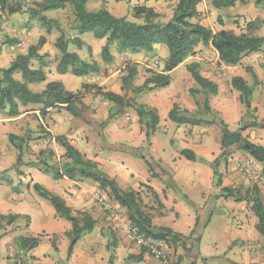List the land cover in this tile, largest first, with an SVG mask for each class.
Wrapping results in <instances>:
<instances>
[{"label":"crops","instance_id":"0c3cea01","mask_svg":"<svg viewBox=\"0 0 264 264\" xmlns=\"http://www.w3.org/2000/svg\"><path fill=\"white\" fill-rule=\"evenodd\" d=\"M96 1L99 0H89V3L93 5ZM100 1L107 3V0ZM202 3L197 7L199 17L191 20V22L198 23L208 28V26L205 25L201 19ZM24 6L19 7L16 5L13 7L10 5L11 9L20 10L18 13L11 15H8L6 10L2 12L0 9V70L7 69L17 56L26 55L28 49L32 46H36L38 39L40 37H44L45 44L39 48L37 52L40 58L38 61H32L29 67L35 70L40 69L45 76V82L29 84L27 86L28 89L34 93H41L45 89L47 83L60 82L64 85L67 91L73 94L80 92V86L87 78H78L79 86L75 87L76 84H74L66 74H59L57 72L56 67L59 60V53L54 47L55 38L52 34H47L44 27L43 29L42 27L37 29L35 23L30 21L31 19H29V14L25 13L26 9ZM218 11L219 10H215L217 14ZM52 12L54 11L45 12L43 15L49 18L50 13ZM210 29L214 33L221 30L228 31L226 27L223 26L219 28L215 27V29L211 27ZM36 30H38V32ZM35 33L36 38L34 37ZM82 36H79V39L83 42L82 49L78 50L76 48V50H68L69 52L76 53L79 57L80 53L84 52V42H86L87 39H90L92 42L88 44L90 46L94 45V47L99 46V48H101L105 43L104 40H97L99 43L94 44L90 37ZM7 41H12V43ZM201 48L204 47L202 46ZM206 48H209L213 52L214 64H219L234 73L237 66L227 67L222 63H219L217 53L210 46H207ZM159 51H161L160 57L164 61L167 54L165 55L162 45H157L154 53L151 55H156ZM199 55L200 56L188 58L176 69L167 73L170 81L177 79L179 76V74H177L179 68L184 66V64L189 62V60H193V62L199 64L200 68L203 67L206 70H210L213 63H211L202 54ZM141 56H145L143 51L137 54H124L120 58H126V60L130 59L131 62L137 64ZM260 57L262 60H260L259 63L261 61L264 63V54L262 55L260 52L245 56L240 62L241 64L244 60V62L248 64V71L253 73V79L259 76V65L257 59ZM80 58L82 60H90L85 56ZM94 61L99 65L102 64V59L94 58ZM128 64L129 63H126L124 66ZM124 66L122 68H124ZM173 74L174 77L172 78ZM201 75L210 82L214 83L216 86L220 82L217 78L211 76L210 72L208 73L205 71V73H201ZM234 77H241L244 81H246L248 86L252 87L254 90L253 86L256 84L254 81L255 79L251 82L243 75H234L229 78V85L231 83V79ZM13 79L18 82H22L20 73L14 74ZM107 82H109V85L112 84L111 81ZM194 84L196 85L193 81L191 89L200 90L199 87H194ZM217 89V93H219L220 87H217ZM230 89L233 91V94L238 93L231 88V85ZM114 94L117 93L115 92ZM83 97L84 95L80 98L82 106L75 104L78 107L74 105L75 108L73 107V110L80 107L82 109V112L79 113L80 115L84 112L90 114L91 109L97 110V114L94 115V124L92 122H83L80 118H74L66 111L65 108L49 109L47 110L45 117L40 116V107L38 105H28L26 107L19 105V115L12 118L7 116L8 109L0 110V141L4 147V151L0 155V216L11 215L18 217V219L10 225L7 224V221L0 225V244L4 245L7 253V256H5L3 261H0V264L166 263L165 261L163 262L155 259L145 247L138 245L135 241H130L123 235L121 230H119L115 223L111 221L108 214L104 213L98 205V197L100 196L101 199L112 203L118 213L120 211L123 212L124 217L122 216V218L124 221L128 222L126 210L110 201L104 193L98 190L96 184L88 180L70 181L66 177L60 180H54L52 172H50L41 163L42 161L43 163L47 162L44 160L49 151L54 154L50 157L51 161H49L53 164H46L47 166L50 167L52 165H58V163L62 161L61 157L64 155V150L55 143L54 138L56 136H64L71 146L81 153H84L88 159L97 163L103 173L112 179H116L122 189H125L126 191L133 190L140 192L145 206L150 208L153 206L156 208L152 197L146 193L144 187L151 188L157 195L162 207H164L161 214L157 215L153 209H148L149 214L151 213L150 216L152 224L155 226L169 228L176 232L174 230V225L181 220L180 214L177 211L181 203L176 200L177 197L171 192V190H169L171 185L165 186L167 184L164 182L165 180L170 181L172 186H182L189 189L193 185L192 183H194V179H198L199 185L206 190L207 194L213 190L212 184L214 176L212 168L209 165L187 161L180 155V151H192L198 158L204 159L208 163H212L221 153V135L218 139V129L206 125L178 126L170 122L167 118L169 111L174 106H178L180 109L187 110L191 113L195 112L197 110V106L193 98L185 99V101L181 104L176 102L175 99H173L172 102L166 100L160 103L153 100L152 103H150V107L156 110L159 122L156 127V132L151 137L149 153L153 155L152 157L159 167L161 166L162 170L164 168L163 173L159 170L161 168L156 171L154 170L156 175L161 176L160 180L162 181H160L158 178L151 177L144 161H140L131 156H124L111 152L120 150V147L117 148L115 144L121 145V143L127 144L131 147H144L146 140L144 132L138 123L137 114L133 113L130 118L126 117V122H120L119 127H115L112 125V121L108 120V110L112 109V103L107 101L103 103L108 110L105 108L103 109L100 105L95 109V102L89 97ZM159 106L162 108L160 109ZM211 109L222 115V109H213V107H211ZM162 115L164 117L163 121L168 122L167 124L169 125L171 131H167L166 129L162 130L164 132L160 131L159 125L162 123ZM127 122H129V124ZM100 124H103L101 131L100 128L97 127V125ZM92 130H97L99 133L102 132L104 134L103 136L107 141L105 146L91 137L89 133ZM188 130L194 134L189 135ZM160 132L169 134V142L166 145V149L164 150L163 148L164 152L161 153L159 152L160 145L159 139L157 138V135ZM200 133L207 134L205 138L208 141H203V137ZM25 135L29 136L30 141H32L29 142L32 147L28 148L26 152L29 160L26 161L23 159L24 165L16 168V152L14 154L12 151L13 148L9 143L8 137H23ZM209 135L210 138L208 139ZM84 140L88 142V144L90 143L94 145L92 148L93 150H88L81 145ZM197 142H200V144L194 145V143L196 144ZM252 143L257 145L256 142ZM109 144L111 147L108 146ZM177 144L180 146L178 147ZM259 145L262 146L261 144ZM107 146L109 148H107ZM165 151L168 153L166 154ZM219 172L221 173V171ZM251 179L252 178L248 180ZM34 184L41 186L51 194L64 200L66 206L70 208L73 216L79 218L87 216L95 223L93 230L76 242L71 255L66 260H64L60 254H58L57 257L55 253L61 252V244L64 245L66 240L69 242L68 233L71 231V224L64 218L57 215L53 206L33 190L32 187ZM141 185L144 187H140ZM222 185L223 187H226L225 184ZM143 191L144 193H142ZM169 207L176 209L175 217L169 213ZM190 223L191 225H186L188 228L187 231L189 232H191L195 226L196 220L195 222ZM241 224L242 227L239 226ZM244 224L245 222L242 220L239 221L237 226L238 229L241 228V230L236 228V231L234 232H232L230 227H228L226 229V236L224 237L223 253H226L225 258L237 264H239L242 259H245V255L251 256L254 254L255 250H257L256 247L250 243V245H248V249L242 253L241 248L237 245L239 240L243 241L246 238V235L244 234L245 230L243 231V227L245 226ZM176 233L186 236L185 232ZM20 236L26 238L40 237L38 248L16 255L15 253L18 247L14 242V238ZM235 242L236 245L229 250L228 246L230 243ZM151 243H153L154 246H158L161 251L163 250V248H161V244L155 242Z\"/></svg>","mask_w":264,"mask_h":264},{"label":"trees","instance_id":"16d2710c","mask_svg":"<svg viewBox=\"0 0 264 264\" xmlns=\"http://www.w3.org/2000/svg\"><path fill=\"white\" fill-rule=\"evenodd\" d=\"M112 1L130 4L132 0ZM143 1L149 2L150 0ZM249 1H253L256 5L264 6V0H213L212 5L216 10H221L232 8L236 2L246 5ZM88 2L89 0H44L43 3L37 5L38 11H29V18L38 20L46 29L47 34H50L54 29L58 32L59 36L54 44L55 49L59 53L56 67L57 72L59 74H70L78 78L88 77L99 71L96 62L82 60L76 53L68 51L70 43L78 50L82 49L83 42L79 39V36L84 34L90 33L94 39L105 41L100 56L102 61L106 63L113 61L112 50L119 55L137 54L143 51L146 55L150 56L154 53L157 45H164L167 49V57L162 63L161 72H150V76L144 80L140 87L133 90L130 88V82L135 77L137 71L135 67H129V64L125 66L128 68V73L122 77V86L130 90L133 95H138L152 88L167 86L170 81L167 73L176 69L188 58L195 56L199 45L204 47L210 46L217 53L219 63L227 67L239 65L245 56L258 53L264 47V37L250 34L257 28L254 22L248 23L246 26L247 32L240 34H234L225 30L214 33L209 28L198 23H192L191 20L199 17L197 7L202 3V0H176L172 16L167 22L158 21L159 14L151 7L145 5L134 6L132 16L135 19L142 20L141 23L131 22L125 17H116L105 7L92 11L87 10L86 4ZM66 5L72 8L75 21L73 29L76 35L71 39L65 38L63 29L57 21L43 15L45 12L62 10ZM0 9L2 12L6 10L8 15L20 11L19 9L8 7V0H0ZM7 42L12 43V41ZM44 44L45 38L40 37L37 45L30 47L26 55L17 56L7 69L0 70V110L8 109L7 116L9 118L19 115V105L23 107L38 105L40 107V116L42 117L46 116L47 110L56 108H65L74 117L81 116L73 110L75 104L82 106L80 101L81 94H73L67 91L62 83H47L41 93H34L28 89L27 86L29 84L45 82V76L40 69L35 70L29 67L32 61L39 60L40 56L37 52ZM197 68L196 64L188 65L187 71L191 78L200 90L206 93V96L215 95L218 91L217 86L204 78ZM16 73L21 74L22 82L13 79V75ZM230 85L233 90L239 93L240 104L249 112L253 89L241 77L232 78ZM82 89L84 92H94V96L100 97L114 106L121 107L127 97V93L120 96L112 92H105L95 86L88 87L87 85H83ZM198 92V90H190V94L197 106L195 112L191 113L174 106L168 113V120L178 126H199L201 124L216 126L221 133L220 156L223 155L225 150L236 146L255 162L263 165L262 173L264 175V147L253 144L242 136V133L246 130L245 127H240L236 132L228 130L223 119L211 109L207 97L201 102L197 100L196 94ZM135 108L138 123L149 144L151 136L156 132L159 122L158 116L154 110L146 109L141 105L135 106ZM253 122L251 127L259 126L255 121ZM262 123L264 124V122ZM102 126L103 124L97 125L98 128H102ZM262 127L264 128V125ZM8 140L19 152L16 160V164L19 166L22 163L23 151V146L20 143H24L25 137L9 136ZM54 140L64 150V155L61 157L62 161L53 170L54 180L66 177L70 181L88 180L93 182L97 185L98 190L104 193L110 201L126 210L128 222L138 236L166 246H170L172 243H181L183 251L187 250L186 243L189 242V237L185 238L183 235L169 228L152 224L151 216L142 201L140 192L123 190L115 179L103 173L97 163L88 159L71 146L64 136H56ZM120 150L123 151L122 146H120ZM133 154L144 161L152 177H157L151 162L144 155L136 151ZM53 155L49 151L47 156L51 157ZM180 155L187 161L209 165L212 168L215 187L220 188L221 194L219 197L237 198L238 191L221 187V174L218 171L220 156L212 163H208L204 159L198 158L189 150L180 151ZM140 187L144 186L141 185ZM32 188L40 197L53 206L57 215L71 224L72 228L68 233L70 244L67 256L69 258L76 242L84 235L89 234L93 230L95 223L87 216L83 218L73 216L64 200L51 194L41 186L34 184ZM144 188L146 193L152 197L153 202L158 205V209L161 208L160 201L153 190L149 187ZM246 199L251 203V212L257 219L255 229L263 238L264 243V208L258 190L253 187L247 191ZM16 219H18L17 216H0V220H6L8 225L12 224ZM196 225L197 222L195 223ZM196 240L199 242L200 238ZM39 241L40 237L26 238L20 236L14 238V242L20 252H28L35 249Z\"/></svg>","mask_w":264,"mask_h":264},{"label":"rangeland","instance_id":"374dc122","mask_svg":"<svg viewBox=\"0 0 264 264\" xmlns=\"http://www.w3.org/2000/svg\"><path fill=\"white\" fill-rule=\"evenodd\" d=\"M212 1L213 0H203V3L201 5V9H202L201 19L203 23L208 26L209 29L211 27L215 29V27L219 28L223 26L226 27L228 31L234 34H240L243 32H247L246 26L248 23L254 22L257 28L250 34L253 36L264 37V6L263 5H256L253 1H249L246 5H242L239 2H236L232 8L221 9L218 11L217 14L215 12L216 9L212 5ZM43 2L44 0H8V7H10V5H12L13 7H15L16 5L22 7L25 4L24 6V8L26 9L25 13L29 14V11H38L37 5ZM175 2L176 0H150L148 3H146L143 0H132L130 4H128L124 2L115 3L112 0H107V3H104L99 0L94 2L93 5L88 2L86 4V8L87 10L91 11V10L99 9L101 7H105L111 14H113L116 17H125L127 20L131 22L141 23L142 20L133 18L132 10L134 6L145 5L147 7L153 8L159 14L158 21L167 22L168 20H170L172 16ZM49 19L55 20L60 24L61 28L63 29L65 38L71 39L73 36L76 35V32L73 29L75 26L73 10L69 5H66V7L62 10H58L50 13ZM30 21L35 23L37 29H40L41 27L43 29V26L39 23L38 20L31 19ZM36 31L38 32V30ZM50 34L53 35L55 40L59 36L58 32L55 29ZM34 37L36 38V33ZM82 37H90L94 42V44L99 43V41L94 39L92 34L90 33L84 34ZM86 42H84V46H85L84 52L80 53V57L85 56L87 57V59H90L89 61L91 60L94 61V58L101 59L100 53L102 47L101 48H99V46L94 47V45L90 46L88 44V43H92L90 39H87ZM201 47L202 45H199L197 47L195 56H200L199 54H202L211 63H213L210 70L208 69L206 70L203 67L200 68L199 64L193 62V60H189V62H187L186 64H184V66H181L179 68L177 72L179 76L177 77V79H174V81L173 80L170 81V83L167 86L152 88L138 95H133L130 90H127L126 87L122 86V77L128 73V68H126L124 65L126 63H129L130 65L129 67L133 66L136 68L137 71L136 75L130 82L131 83L130 88L133 90L137 87H140L143 84L144 80L150 76L149 74L150 72H154V73L161 72L163 65L162 64L163 60L160 57L161 51H159L158 54L153 56L152 55L148 56L145 54V56H141L139 58L137 64H134L133 62H131L130 59L126 60V58L124 59L120 58L123 55H119L112 50L111 53L113 54V61L111 63H106L102 61V64L100 65L98 64L99 71L96 74H92L86 77L87 79H85L84 83L81 84L80 86V92L77 93L81 94L80 96L81 98L83 95H84L83 98H88V97L91 98V100L95 102V109L100 105L101 107H103V109L105 108L106 110H108V108L105 107L103 104L105 103V100H103L100 97L94 96L93 94L94 92L92 91L84 92V90L82 89L83 85H87L88 87H94V86L99 87L105 92H112V93L116 92L117 95L120 96H123L125 93H127L126 100H124V103L121 107L114 106L113 104H111L112 109L108 110V120L112 121L113 126L119 127L120 122L122 123L126 122L125 119L126 117L130 118V116H132L133 113H136L135 106L141 105L146 109L154 110L150 107V103H152L153 100L162 103L163 101L166 100L172 102V100L175 99L176 102L181 104L185 101V99L192 98L190 94V90L193 84V79L188 73L187 67L188 65L196 64L198 67L197 70L200 74L205 73V71L208 73L210 72L211 76L217 78L218 81H220L219 84L217 85V87H220L219 93H217L216 95L206 96V93L204 91L198 90L199 92L196 94L197 100L201 102L205 97H207L209 100V104L211 107H213V109L214 108L222 109L223 111L222 115H220L219 113H217V115L223 119V121L228 127V130H230L231 132H236L240 129V127H245L246 130L245 132L242 133V136L245 139L249 140L250 142H256L257 145L261 144L262 147H264V128L262 127V125H264L262 123L264 122V63H262L263 61L259 63V61L262 60L261 59L262 56L259 59H257L259 65L258 66L259 78L255 77L254 80L253 73L248 71L249 66L248 64H246V62H244V60L241 64L237 65L234 73H232V71L225 69L223 66H220L219 64H214L213 52L209 48L207 49L204 46H203L204 48ZM162 49L165 51V55H166L167 49L164 45H162ZM68 50H76V47L72 43H70L68 46ZM260 53H262V55L264 54V47L261 49ZM155 62L159 63L160 65L155 66ZM123 66L124 68H122ZM66 75L70 80H72L74 84H76L75 87L79 86L78 77L72 76L70 74H66ZM234 75H243L246 79H249L251 82H253L254 80L256 83L253 86L254 90L251 97V106L249 112L246 111L244 106H242L239 103L238 93L233 94V91L230 89L229 78ZM173 77L174 74L172 75V78ZM107 81H111L112 84L109 85V82ZM195 86L196 88H198V86L194 84V87ZM159 108L161 109L162 107L159 106ZM74 111L77 114H79L80 112H82V109L79 107ZM90 111H91L90 114L84 112L81 114L80 117H74L70 112L69 113L74 118H78V119L80 118L83 122L85 121L89 123L92 122L94 124V119H95L94 115L97 114L96 113L97 110L91 109ZM154 111L156 113V110ZM163 119L164 117L162 115V119H161L162 123L161 125H159L160 131H162L163 129H166L167 131H171L169 125L167 124L168 122L163 121ZM253 121H255V123H257V125L259 126L251 127V125L254 123ZM127 123L129 124V122ZM202 125L212 126L207 124H201L199 126ZM212 127L218 129L219 132L218 139H219L221 135L219 128H217L216 126H212ZM101 130L102 128H100V131ZM162 132H160L157 135V138L159 139L160 153L164 152L163 148L165 150L166 145L169 142V134ZM89 134L95 141L101 142L104 146L105 144H107L106 138L103 136L104 134L102 132L99 133L97 130L96 131L92 130ZM188 134L190 135L194 133L189 131ZM200 134L203 137V141L204 140L208 141L205 138L207 134L205 133H200ZM23 137H25V141L24 143H20L23 146L22 158H21L22 163L19 166L16 164V168L24 165L23 159L26 161L29 160L26 155V152L28 148L32 147V145L29 144V142H32L30 141V137L27 135ZM209 138L210 135L208 136V139ZM150 141L151 138L149 140V144L147 141L145 142L144 147H131L124 143L123 144L121 143V145L115 144L117 148L122 146L123 151L117 150L111 152L118 153L119 155L131 156L141 161L142 160L141 158L133 154V152L136 151L137 153L144 155V157H146V159L151 162L153 169L156 171L157 169L161 168V166L159 167V165L152 157L153 155L149 153ZM82 143L83 144L81 145L86 149L93 150L92 149L94 147L93 144L90 143L88 144V142H86L85 140ZM197 144H200V142H197L196 144L194 143V145ZM108 146L111 147L110 144ZM108 146L107 148H109ZM177 146L179 147L180 145L177 144ZM11 147L13 148L11 149L14 152V154L16 152L15 156L17 159L19 152L17 149L14 148V146L11 145ZM3 151H4V147L0 141V155L3 153ZM165 153L167 154L168 152L165 151ZM82 154L85 155L84 153ZM220 155L221 153L219 154V156ZM247 158L250 157H248L247 154L241 152L236 146L225 150L223 152V155L219 157L218 171H221V173L219 172L221 174V187H223L222 184H225L227 188L238 191L239 194L237 198L219 197L221 194L220 188L215 187L214 179L212 184L213 190H211V192H209L208 194L206 190H204L203 187L199 185L198 179H194V183H192L193 185L189 189L182 186L180 187L178 186L176 187L174 185L172 186L170 181L163 180L164 182L167 183L165 186L171 185L169 190H171V192L177 197L176 200L181 203L177 209V211L180 214L181 220L174 225L175 226L174 230L176 232H185L186 236L184 237L185 238L189 237L188 238L189 242L186 243L187 250L185 251H183L181 243H177V244L172 243L170 246L161 244V248H163L162 253L164 252L163 260L161 261L163 262L165 261L166 262L165 264H237L225 258L226 253L225 254L223 253L224 237L226 236V229L228 227H230V230L234 232L236 231V228L238 229L237 224L239 223V221L242 220L243 222H245L243 231L245 230L244 234L246 235L245 236L246 238L243 241L239 240L238 241L239 243L236 241L238 243L237 245L241 248L242 253L248 249V245H250V243L253 246H255L257 250H255L254 254L251 256L245 255V259H242L239 264H264L263 238L258 234V232L255 229V226L257 224V219L255 218L254 214L251 212V203L246 199L247 191L255 187L259 192V197L261 199L264 208V175L262 173L263 165L262 164L256 165L255 176L252 177L251 180H248L246 176H243L239 173L237 174L236 173L237 171L233 167V161L236 160L243 161ZM44 161L47 162L43 163L42 161L41 164L46 168L48 167L47 169L50 172H52V174L54 175L53 170L54 168H56V165H52L50 167L46 165V164H53L49 162L51 161V158L47 155ZM159 170L161 172H164L163 171L164 168L163 170L162 168ZM160 177H161L160 175H157V177L155 178H158L160 180ZM142 193H144V191ZM154 205L156 208H154L153 206L151 208L146 206L147 210L153 209V211L156 212L155 213L156 215L161 214L164 207H162L161 205V208L158 209V205L156 203H154ZM169 209H170L169 213L173 217H175L176 209H173L171 207H169ZM119 213L120 216L124 217L123 212L120 211ZM195 220L197 222V225L193 227L191 234V232L187 231L188 228L186 225L187 224L191 225L190 222H195ZM5 222L6 220L4 221L0 220V225ZM239 226L242 227V224ZM238 230H241V228ZM197 238H200L199 242L196 240ZM236 242L230 243L228 249L231 250V248L236 245ZM69 244L70 241L68 242L66 240L64 242V245L61 244L62 247L61 252L60 253L53 252V253H55L57 257L58 254H60V256H62L64 260H66L68 258L66 250L68 249L67 247H69ZM36 248H38V246ZM21 253L22 252H20L19 248H17L15 254L17 255ZM6 254L7 253L4 245L0 244V261L4 260L5 256H7ZM131 264H141V263L133 262Z\"/></svg>","mask_w":264,"mask_h":264},{"label":"built area","instance_id":"2783aa9c","mask_svg":"<svg viewBox=\"0 0 264 264\" xmlns=\"http://www.w3.org/2000/svg\"><path fill=\"white\" fill-rule=\"evenodd\" d=\"M158 63L155 62V66H157ZM257 163L250 157L243 161H233V167L237 171V173L246 176L248 179L255 176V170H256ZM98 205L101 207L104 213L108 214L111 221L115 223L117 228L121 230L123 235L129 239L130 241H135L138 245L143 246L146 248V250L155 258L158 260H163V253L159 249L158 246H154L151 241L146 240L142 238L141 236H138L134 229L130 226V224L122 218V216L117 213V210L114 208L112 203L105 201L98 197L97 200Z\"/></svg>","mask_w":264,"mask_h":264}]
</instances>
